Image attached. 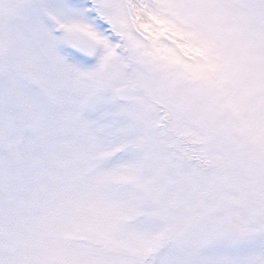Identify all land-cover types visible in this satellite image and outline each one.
Instances as JSON below:
<instances>
[{"label": "snow or ice", "instance_id": "6c2138e0", "mask_svg": "<svg viewBox=\"0 0 264 264\" xmlns=\"http://www.w3.org/2000/svg\"><path fill=\"white\" fill-rule=\"evenodd\" d=\"M0 264H264V0H0Z\"/></svg>", "mask_w": 264, "mask_h": 264}]
</instances>
